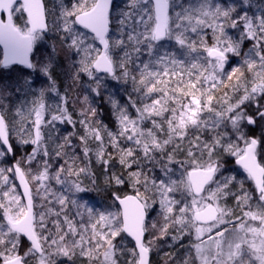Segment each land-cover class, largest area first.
Here are the masks:
<instances>
[{"label":"snow or ice","instance_id":"snow-or-ice-1","mask_svg":"<svg viewBox=\"0 0 264 264\" xmlns=\"http://www.w3.org/2000/svg\"><path fill=\"white\" fill-rule=\"evenodd\" d=\"M161 253L264 264V0H0V264Z\"/></svg>","mask_w":264,"mask_h":264},{"label":"trees","instance_id":"trees-1","mask_svg":"<svg viewBox=\"0 0 264 264\" xmlns=\"http://www.w3.org/2000/svg\"><path fill=\"white\" fill-rule=\"evenodd\" d=\"M52 1L53 0H48V4H49V6H51V4H52ZM123 90H121L120 91V94L118 95V97L117 98H121V97H123ZM103 120H104V122L106 123V124H108L109 126H113V118L109 115V113L107 112V111H105L104 113H103ZM96 199H99L98 197L96 198ZM165 250H170V249H168L166 246H165ZM163 254V253H162Z\"/></svg>","mask_w":264,"mask_h":264},{"label":"rangeland","instance_id":"rangeland-1","mask_svg":"<svg viewBox=\"0 0 264 264\" xmlns=\"http://www.w3.org/2000/svg\"><path fill=\"white\" fill-rule=\"evenodd\" d=\"M53 3V1H52ZM162 253L160 255H153V264H160Z\"/></svg>","mask_w":264,"mask_h":264}]
</instances>
